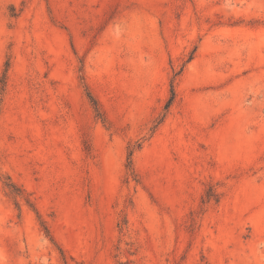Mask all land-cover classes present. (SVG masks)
Wrapping results in <instances>:
<instances>
[{
	"label": "rangeland",
	"instance_id": "obj_1",
	"mask_svg": "<svg viewBox=\"0 0 264 264\" xmlns=\"http://www.w3.org/2000/svg\"><path fill=\"white\" fill-rule=\"evenodd\" d=\"M0 264H264V0H0Z\"/></svg>",
	"mask_w": 264,
	"mask_h": 264
},
{
	"label": "trees",
	"instance_id": "obj_2",
	"mask_svg": "<svg viewBox=\"0 0 264 264\" xmlns=\"http://www.w3.org/2000/svg\"><path fill=\"white\" fill-rule=\"evenodd\" d=\"M192 57L193 56H191L190 57V59H192ZM177 75V74H176ZM174 79L175 78H173L172 79V88H171V96H170V98H169V100H168V102H167V104H166V109H168L171 105H172V103L174 102V100H175V98H176V90H175V86H174ZM92 99H93V101H94V103L95 104H97L96 103V100L92 97ZM131 155H132V153H130V163H132V158H131Z\"/></svg>",
	"mask_w": 264,
	"mask_h": 264
}]
</instances>
